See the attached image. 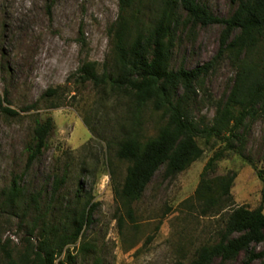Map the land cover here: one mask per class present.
Segmentation results:
<instances>
[{
	"label": "rangeland",
	"instance_id": "374dc122",
	"mask_svg": "<svg viewBox=\"0 0 264 264\" xmlns=\"http://www.w3.org/2000/svg\"><path fill=\"white\" fill-rule=\"evenodd\" d=\"M198 2L220 18L229 17L236 9L233 0ZM118 14V0H0V95L19 113L17 117L0 113V197L15 181L27 193H43L41 208L49 222L65 221L64 211L80 210L88 198L98 203L93 223L84 231L93 255L83 256L74 245V264H92L94 257H100L104 264L189 263L200 247L218 243L225 228L223 214L203 216L189 200L209 159L226 145L221 140L210 144L200 140L203 157L175 179H163L162 167L142 199L133 204L132 216L116 201L113 187L123 184L128 164L118 160L115 150L108 148V140L101 138L116 136L126 102L91 84L81 86L75 74L89 61L97 62L100 70L105 62L111 63L109 30ZM180 15L171 61L174 71L210 62L219 52L224 30L219 24H182L186 13L181 10ZM235 77L236 70L227 59L216 64L199 90L195 116L200 122L213 123L217 104L227 100ZM56 88H60L58 100L45 96ZM53 104L59 106L53 108ZM259 115L246 121L239 130L241 140L233 142L213 173L237 172L231 190L234 204L250 210L264 207V114ZM48 117L53 118L54 130L47 148L27 168L26 147L37 121ZM144 122L146 132L154 135L161 114L147 110ZM62 176L66 182L51 203L55 178ZM21 219V211L0 207V237L15 260L27 252ZM262 248L253 245L250 251ZM65 255L56 264H68ZM248 258V253L241 252L223 264H261ZM0 264H7L2 250Z\"/></svg>",
	"mask_w": 264,
	"mask_h": 264
},
{
	"label": "trees",
	"instance_id": "16d2710c",
	"mask_svg": "<svg viewBox=\"0 0 264 264\" xmlns=\"http://www.w3.org/2000/svg\"><path fill=\"white\" fill-rule=\"evenodd\" d=\"M118 2V18L109 30L111 63L105 62L100 70L97 62L89 61L75 74L76 83L81 86L91 84L126 102L125 113L115 130L116 136L111 139L99 137L108 140V148L115 150L116 158L128 164L123 184L113 187L116 201L132 216L133 204L142 199L162 167L163 179H175L203 157L200 140L208 144L212 140L224 141L225 148L209 159L195 194L189 200L200 208L203 216L223 214L226 217L221 239L212 246L200 247L189 263L176 264H215L216 261L223 264L241 252L249 254V261L260 260L264 264L263 204L255 210L236 207L231 190L237 172L213 175L228 148L235 140H241L239 130L245 127L246 121L264 114V0H233L236 9L227 18L215 16L198 0ZM181 10L186 13L182 24H219L224 30L219 52L210 62L192 70L180 68L174 71L171 61L182 22ZM221 59H227L235 68L236 77L227 100L218 102L213 123L209 126L196 118L195 107L206 77ZM59 90L49 89L45 96L58 100ZM58 106L52 105L53 108ZM147 110L161 114V123L154 135L145 130ZM0 113L19 116L10 107L8 98L1 95ZM86 126L91 133L95 132L88 123ZM53 130V118L37 121L32 141L26 147L27 168L43 154ZM261 178L264 182V177ZM65 182L66 176L55 178L51 203L56 201ZM262 195L264 203V187ZM1 197L2 209L21 211L20 223L26 230L27 252L20 260L13 258L0 237V250L5 253L7 264H56L64 252L67 263L74 264L75 256L71 252L74 245H78L77 251L83 256L93 255V246L84 235L93 223V213L98 206L92 198L84 200L80 210L64 211L65 221L49 222L41 208L43 193H27L15 181ZM122 221L119 218V224ZM253 245L263 248L251 252ZM92 264L104 263L100 257H94Z\"/></svg>",
	"mask_w": 264,
	"mask_h": 264
}]
</instances>
